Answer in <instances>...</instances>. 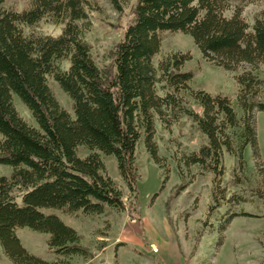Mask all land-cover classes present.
Returning <instances> with one entry per match:
<instances>
[{
	"label": "trees",
	"instance_id": "obj_1",
	"mask_svg": "<svg viewBox=\"0 0 264 264\" xmlns=\"http://www.w3.org/2000/svg\"><path fill=\"white\" fill-rule=\"evenodd\" d=\"M110 1L119 11V3ZM231 1L247 0H137L133 21L112 50L113 62L106 69L91 60L78 24L87 20L89 11L98 10L94 3L29 0L22 12L0 9V165L11 169L9 178L0 177V249L11 264H55L23 248L16 237L21 228L47 235L48 248L56 256L90 255L80 235L44 209L68 216L100 215L105 208L137 214L135 150L141 139L151 160L159 164L152 141L154 116L166 125L185 116L206 138L207 143L185 156L183 163L212 173L214 200L222 153L236 156L241 166L246 147L258 156L254 116L264 112V81L255 70L264 64V19L249 26L239 8L225 17ZM43 19L63 24L62 32L57 37L23 34L21 26ZM163 32L189 36L202 58L217 67L242 70L236 77L240 117L228 98L190 90L193 75L182 70L187 55L173 53L153 65ZM63 61L69 63L66 70L60 67ZM48 77L69 98L72 114L54 98ZM13 96L37 128L18 116ZM184 96L197 110L183 101ZM79 147L115 158L128 190L127 205L99 155L80 158ZM229 221L221 225V232Z\"/></svg>",
	"mask_w": 264,
	"mask_h": 264
},
{
	"label": "rangeland",
	"instance_id": "obj_2",
	"mask_svg": "<svg viewBox=\"0 0 264 264\" xmlns=\"http://www.w3.org/2000/svg\"><path fill=\"white\" fill-rule=\"evenodd\" d=\"M88 1L98 10L89 11L87 20L78 24L84 30L83 40L88 45L91 60L99 69H106L113 62L112 50L133 21L137 0H116L119 11L110 0ZM28 8L29 0H4L0 7L3 11L14 12ZM235 8L241 9V17L249 26L255 19H264V0L231 1L224 16H231ZM20 28L25 36L57 37L63 24L43 19ZM159 36L160 49L152 58L155 67L173 53L187 55L189 60L183 64L182 70L193 75L190 90L228 98L237 117L241 116L236 104V77L241 74V69L226 71L207 62L187 35L163 32ZM68 66L67 61L60 63L63 70ZM255 74L264 81V64L258 66ZM47 84L60 107L72 114L67 95L50 77ZM158 93L163 95L159 85ZM261 96L264 97V89ZM183 101L197 110L188 96H184ZM12 104L28 126L37 128L17 97H12ZM153 119L152 141L159 164L151 160L141 139L135 150L137 214L127 209L105 208L100 215L77 212L68 216L44 209V213L56 215L74 229L80 235V244L90 255L85 258L56 256L48 248L47 235L28 228L18 229L16 237L29 254L55 264H161L160 260L163 264H264V112H256L254 116L257 157L249 146L246 147L241 166L236 156L222 153V174L216 200L212 198V173L201 172L197 166L187 167L183 163L185 156L197 153L207 143L206 138L185 116L168 125L162 124L157 116ZM92 152L95 151L85 147L77 149L80 158ZM95 153L99 155L106 174L121 190L123 202L127 205L128 190L119 176L115 158ZM10 175L11 169L0 165V177L9 178ZM180 186L183 188L178 190ZM227 219L230 221L221 232V225ZM164 255H168L167 260ZM0 264H11L1 249Z\"/></svg>",
	"mask_w": 264,
	"mask_h": 264
},
{
	"label": "crops",
	"instance_id": "obj_3",
	"mask_svg": "<svg viewBox=\"0 0 264 264\" xmlns=\"http://www.w3.org/2000/svg\"><path fill=\"white\" fill-rule=\"evenodd\" d=\"M146 245H149V242H148ZM159 249H160V248H159ZM160 253H161V250H160ZM162 253L165 254V251L162 252ZM167 256H168V255H166V256L164 255V260H167V258H166ZM160 259H161V258H160ZM161 261H162V260H160V263L163 264ZM172 262H173V261H172ZM164 263H167V262H164ZM168 263H169V262H168ZM172 264H173V263H172ZM174 264H175V263H174ZM176 264H177V263H176Z\"/></svg>",
	"mask_w": 264,
	"mask_h": 264
}]
</instances>
